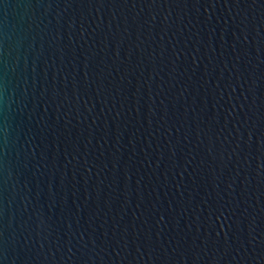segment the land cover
Masks as SVG:
<instances>
[{
    "label": "water",
    "instance_id": "95a60500",
    "mask_svg": "<svg viewBox=\"0 0 264 264\" xmlns=\"http://www.w3.org/2000/svg\"><path fill=\"white\" fill-rule=\"evenodd\" d=\"M0 264H264V0H0Z\"/></svg>",
    "mask_w": 264,
    "mask_h": 264
}]
</instances>
